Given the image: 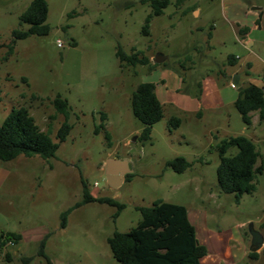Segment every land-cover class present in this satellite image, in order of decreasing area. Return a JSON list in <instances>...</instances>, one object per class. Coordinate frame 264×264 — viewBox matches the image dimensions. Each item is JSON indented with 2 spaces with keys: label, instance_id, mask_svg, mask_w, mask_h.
<instances>
[{
  "label": "rangeland",
  "instance_id": "obj_1",
  "mask_svg": "<svg viewBox=\"0 0 264 264\" xmlns=\"http://www.w3.org/2000/svg\"><path fill=\"white\" fill-rule=\"evenodd\" d=\"M31 1L0 0V124L13 108L25 106L59 149L49 160L38 155L0 160V232L22 236L15 246L9 242L0 249V264H49L39 254L43 240L52 264H122L114 258L108 237L136 226L141 218L138 207L157 199L205 212L210 231L237 228L250 242L248 225L253 223L264 235V171L257 175L256 191L237 202L235 194L222 193L217 186L220 159L215 144L206 151L208 161H193L183 172L167 167L166 161L177 155L189 159L204 155L206 141L200 137L195 144L185 142L183 133L192 125L172 127L168 108L154 124L151 138L141 140L142 124L132 113L130 97L152 70L141 64L122 70L116 56L121 45L153 62L162 53L168 57L166 65L184 76L192 68L221 70L228 55L246 52L225 21L224 4L264 5V0H171L162 15L151 19L149 34L144 25L152 7L141 0H47L49 34L18 39L10 51L13 30L29 27L20 25V15ZM194 7L200 9L199 15ZM58 40L63 47H58ZM262 68L255 63L251 72L255 80L262 79ZM57 95L69 104L67 117L54 106ZM233 110L228 131L241 134L245 128L249 135L254 128L246 129L240 113ZM101 111L108 113L106 121ZM65 121L72 129L60 142L56 135ZM260 122L255 118L260 136L256 144L264 160V119ZM101 123L105 127L97 131ZM200 124L195 129H203ZM114 156L129 157L132 168L131 177L117 188L109 185L105 172L107 159ZM82 179L94 196L114 198L126 207L116 216V206L86 203L68 214L62 228V214L82 198ZM201 222L199 229L205 225ZM260 250L259 257L239 264H264ZM25 258L31 260L24 262Z\"/></svg>",
  "mask_w": 264,
  "mask_h": 264
},
{
  "label": "trees",
  "instance_id": "obj_2",
  "mask_svg": "<svg viewBox=\"0 0 264 264\" xmlns=\"http://www.w3.org/2000/svg\"><path fill=\"white\" fill-rule=\"evenodd\" d=\"M149 3L152 12L147 16L144 31L149 34L150 21L154 16L163 14L164 9L171 0H141ZM49 4L47 0H32L26 10L20 15V25L28 24L27 29L13 30L10 51L18 39L31 35H47L50 32L47 18ZM140 54L142 56H140ZM116 56L123 70L126 66L136 67L138 64L148 65L153 70L159 63L153 62L142 52H126L121 45L117 47ZM237 58L230 54L227 56L226 65H235ZM166 65V63H162ZM0 90V100H1ZM59 113L66 117L70 113L66 99L57 95L53 100ZM132 113L141 122L142 131L140 139L143 141L151 138L154 124L164 117V106L156 94V85L153 82H139L130 97ZM235 107L241 114L245 125L252 124L251 112L258 111L260 119H264V88L248 84L239 91ZM101 119L106 121L107 114L101 111ZM181 119L172 116L170 125L179 127ZM101 123L96 130L104 128ZM72 125L65 121L57 131V139L63 142L69 136ZM220 163L217 167V186L222 193L235 194L236 201L245 193L256 191L257 175L263 173L264 162L258 164L262 153L257 144L245 135L230 136L221 139L215 144ZM236 148V152H231ZM59 143L55 142L47 131L37 123L34 116L25 106L13 108L4 121L0 124V160L10 161L19 155L32 157L40 156L49 160L56 156ZM192 162L184 156H176L166 161V166L176 172H183L192 166ZM132 173L126 175V180ZM82 198L62 214L61 227L67 226L68 214L75 208L90 202L107 203L117 207L116 216L126 205L111 197L94 196L88 189L87 182L82 179ZM141 218L137 225L126 232H114L108 237V244L114 258L122 264H201V259L207 253L206 247L200 242L196 228L191 222L188 209L185 205L157 199L150 206L138 207ZM22 236L12 231L0 232V249L9 242L18 243ZM45 240L41 242L39 254L45 257L49 264L50 259L45 252ZM257 258L258 252H250ZM8 260L10 255L7 254ZM31 258H25L24 262Z\"/></svg>",
  "mask_w": 264,
  "mask_h": 264
},
{
  "label": "crops",
  "instance_id": "obj_3",
  "mask_svg": "<svg viewBox=\"0 0 264 264\" xmlns=\"http://www.w3.org/2000/svg\"><path fill=\"white\" fill-rule=\"evenodd\" d=\"M192 11L197 13L196 15L200 14V9L196 7ZM223 13L225 21L234 28L238 40L246 49L243 55H235L237 58L235 65L223 63L221 70L207 68L202 72L197 68H192V72L188 76H184L175 67L162 64L168 59L166 57L162 63H159V66L144 75L142 79V82L155 83L158 99L164 109L170 110L171 117L177 116L181 119L180 126L186 123L192 125L188 131L183 133L185 142L195 144L200 140V137L206 141L203 148L204 155L202 153L194 154V157L190 159L184 156L192 163L193 161H208L206 151H210L212 146L223 138L245 135L255 143L260 140L254 126L255 118L258 124L261 123L258 111L251 112L252 124L245 125L246 129L254 128L249 135L245 133V128H243V133L235 135L227 128L231 126L233 109L238 111L235 101L239 95V88L250 83L264 88L263 77L255 80L251 76L256 62L262 64L264 71V5L255 1L241 4L229 2L224 4ZM211 35L213 37L214 33ZM242 58L244 62L240 61ZM236 76H238V84L233 88L231 84ZM104 112L108 116V113ZM200 123H203V129L201 127L195 129L196 126H201ZM138 131L141 132L142 128ZM214 148L212 150H215ZM125 158L130 161L129 157ZM262 161L264 162L263 159ZM188 215L196 228L200 242L207 249L206 255L201 259V264H239L245 259H253L250 255L252 237L248 242L237 228L233 232L222 229H218L216 232L208 230L205 223L206 213L200 210L190 211L188 209ZM201 220L205 225L204 228L199 229L202 225ZM244 224V222L240 223L237 227L242 228ZM14 244L16 243H13V246H15ZM8 247L6 249L10 251ZM261 249L264 252V244ZM257 252V257H259L262 252L261 250Z\"/></svg>",
  "mask_w": 264,
  "mask_h": 264
},
{
  "label": "water",
  "instance_id": "obj_4",
  "mask_svg": "<svg viewBox=\"0 0 264 264\" xmlns=\"http://www.w3.org/2000/svg\"><path fill=\"white\" fill-rule=\"evenodd\" d=\"M166 56L162 53H157L154 58L155 63H162ZM235 85L238 84V76L233 79ZM240 90L242 87L239 88ZM106 177L111 187L117 188L121 186L125 180L126 175L132 173L130 161L127 158L110 157L106 161ZM249 233L251 234V251L257 252L263 247L264 235L259 230L254 228L253 223L248 225Z\"/></svg>",
  "mask_w": 264,
  "mask_h": 264
},
{
  "label": "built area",
  "instance_id": "obj_5",
  "mask_svg": "<svg viewBox=\"0 0 264 264\" xmlns=\"http://www.w3.org/2000/svg\"><path fill=\"white\" fill-rule=\"evenodd\" d=\"M57 45H58V47H63V46H64V44H63V42H62L61 40H58V41H57ZM263 81H264V76H263ZM231 86H232L233 88L236 87V85H235L234 83H232ZM10 244H13V242H10Z\"/></svg>",
  "mask_w": 264,
  "mask_h": 264
}]
</instances>
